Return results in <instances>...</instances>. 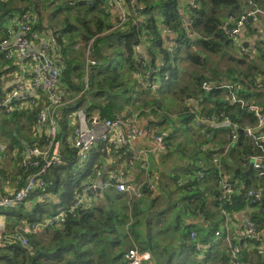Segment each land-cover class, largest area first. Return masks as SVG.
<instances>
[{"label": "trees", "instance_id": "trees-1", "mask_svg": "<svg viewBox=\"0 0 264 264\" xmlns=\"http://www.w3.org/2000/svg\"><path fill=\"white\" fill-rule=\"evenodd\" d=\"M247 1L196 0L193 8L183 6L182 0H125L130 20L115 27L110 21L112 14L106 11V0H0V45L9 38L5 24L30 12L32 33L53 32L51 43L58 47L55 53L61 65V88L65 98L72 100L62 115L64 162L48 173L54 182L48 189L51 197L34 201L37 191L26 201L34 203L31 210L25 207L26 202L6 209L4 231L19 221L34 222L55 214L58 207L71 205L83 181L100 179L102 171L112 165L105 162L107 158L125 156L122 148L98 144L85 164L87 178L74 179L79 166L75 149L65 140L74 129L71 119L76 109L82 108L88 116L116 118L123 112L128 115L134 107L139 116L159 128L167 145L163 171L153 169L157 177L153 191L142 185L143 194L137 197L113 187L105 189L89 206L69 214L62 226L28 235L29 246L17 243L1 247L0 264H126L132 247L150 252L149 262L154 264H229L225 224L239 212H247L264 240V197L253 201L248 196L251 188L264 192V173L252 170L244 175L258 147L245 133L233 140L227 128L211 129L210 137H202L192 122L188 103L194 98L207 115H227L242 127L253 123L241 104L227 102V91L214 87L206 92L202 88L203 81L239 82L244 85L240 93L247 94L245 99L264 102V90L253 89L249 81L251 73L264 72V43L257 42L259 54L250 58L240 53L221 29L223 18L227 14L240 16ZM251 1L264 9V0ZM190 19L193 22L188 24ZM169 33L173 36L167 40ZM92 39L90 56L97 64L90 66L89 88L83 92L85 52ZM140 46L146 48V54L139 51ZM213 54L228 58L224 71L210 67ZM13 59L0 52V78L15 67ZM156 79L160 88L153 92L150 84ZM12 87L5 91L0 87V146L4 147H0V183L17 189L27 178L22 166L27 148L46 143V130L38 127L37 119L47 96L39 89L37 104L22 105L15 100L12 105L16 109L6 113L1 103ZM180 136L185 138L179 140ZM230 143L220 160V171L214 155ZM206 144L214 145L204 150ZM223 173L236 182L232 202L221 197ZM242 184L245 188L240 192ZM197 215L202 217L200 223ZM244 230L245 225L231 231L242 234ZM192 231L195 238H191ZM242 239L244 261L264 264L262 241ZM197 242L207 247L204 260L197 258ZM250 245L256 247L250 249Z\"/></svg>", "mask_w": 264, "mask_h": 264}, {"label": "built area", "instance_id": "built-area-1", "mask_svg": "<svg viewBox=\"0 0 264 264\" xmlns=\"http://www.w3.org/2000/svg\"><path fill=\"white\" fill-rule=\"evenodd\" d=\"M107 12L117 9L118 16L115 18V27L124 25L130 20V13L125 0H106ZM134 4V1H132ZM248 6L243 9L240 16L227 14L222 20L221 29L238 48L240 53L250 57L257 58L259 51L257 42L264 43V9L254 6L251 0L247 1ZM189 6L196 8V0H190ZM193 22L189 20L188 24ZM13 25L8 28L9 38L14 36L15 40L12 45H8L9 38L2 42V46L6 45L7 50L5 56L7 58H24L32 63L33 75L32 79L27 83L24 81L17 82L12 89L7 93L1 105L6 113L13 112L16 107L12 105L15 100L22 101V105L37 104L40 99L39 89L45 92L47 102L39 111L37 125L39 128H45L47 139L42 146H34L27 148L23 156L22 166L27 173V178L23 185L17 189H13L6 193L1 190L0 186V248L10 244L21 243L29 246V237L31 234H38L48 228H58L62 226L66 217L69 214H74L79 207L89 206L92 200L96 198L98 188L102 190L115 188L118 192H126L134 196H141L144 185L150 191L154 190L153 181L157 178L153 173L152 162L149 159L150 153H161L167 150L165 135L158 132L154 128H144L141 124L143 119L139 114L133 112L127 115L126 112L118 114L116 118H102L98 114L88 116L82 109L78 108L72 113L71 122L74 129L66 137V143L75 149L77 165H85L89 159L90 152L98 144L112 145L115 149L122 148L124 150V163L130 166L140 164V170L145 176V180L141 184L138 181H131L125 175L120 167L107 171L105 179L90 178L83 181L81 188L75 193L74 201L66 207H58L55 214L45 216L34 222L19 221L10 231H4L6 213L9 208L16 209L25 203L34 192H39V201H45L51 197L48 189L54 184L53 180L48 178V173L53 166L62 164L63 160V134L62 115L63 110L72 100L65 98L64 91L61 88L60 73L61 65L56 53L58 47L53 42V39L44 42L39 48L34 47V33H32L33 21L30 12H25L12 19ZM250 29L254 30L249 32ZM173 34L167 35L170 39ZM86 50V70L87 75L84 79V91L89 88L88 71L90 66L97 64V61L90 55L92 52L91 44ZM248 43L247 46L244 43ZM56 52V53H55ZM158 70H154L157 72ZM137 77H140L138 71L135 72ZM249 77L252 82L253 89L264 90V72H253ZM214 87L227 91V102L232 104H241L253 118V123H247V126L242 127L237 122H234L229 116L224 114H208L204 112L201 102L197 103L194 98L189 99V110L192 114V122L195 128L200 131V134L208 138L210 137L211 129H230L233 140H237L240 128L243 133L249 137L259 152L250 156V161H253V170L264 173V102L257 100H247L240 90L244 88L239 82H217L203 81L202 88L209 92ZM153 92H157L160 88L159 79L154 80L150 84ZM245 90V89H244ZM254 98H257L253 96ZM210 106V104H209ZM61 136V137H60ZM150 136L154 142L153 148L142 147L134 151L133 140L136 137L146 138ZM233 142V141H232ZM214 144H206L204 150L212 149ZM230 144L224 145L214 155L217 166L221 169V158L226 155L230 148ZM128 153V154H127ZM203 176V173L200 174ZM221 197L232 202L233 194L235 193L236 182L229 176L221 174L220 181ZM248 196L253 201H261L264 197V192L261 189L251 188L248 191ZM55 202V199H54ZM230 221L225 224L226 236L225 242L230 248L229 264H247L243 259V248L241 241L243 237L253 238L257 242H263V239L257 233L255 223L249 217L245 220V230L242 234L228 230ZM196 237V232H191V238ZM244 242V240H243ZM197 250V258L205 259V244L197 242L195 245ZM152 259V254L148 251H140L138 247H132L127 252L126 264H144L149 263Z\"/></svg>", "mask_w": 264, "mask_h": 264}, {"label": "crops", "instance_id": "crops-1", "mask_svg": "<svg viewBox=\"0 0 264 264\" xmlns=\"http://www.w3.org/2000/svg\"><path fill=\"white\" fill-rule=\"evenodd\" d=\"M190 0H182V5L183 6H188ZM110 13L112 14V16H110V21H115L114 19L118 16L119 11L117 9L114 10H110ZM262 23H264V20H262ZM8 28L10 26L13 25L12 21L10 20L8 23L5 24ZM249 32L254 33V30L250 29ZM53 38V32L51 29L46 30V31H41L40 33H34V47L35 48H39L41 44H43L44 42H48L51 41ZM15 40V37L12 36L9 38V42L8 45H12L13 42ZM167 40H169L167 38ZM141 48L139 49V51L144 52V54H146V48L144 46H140ZM7 47L6 45L2 46L0 48V52L1 53H6ZM14 63H15V67L12 68L7 74H3L0 78V87L4 89V91L7 88H11L12 86H14L17 82L19 81H24V82H29L32 79V75H33V69H32V63H30L28 60L24 59V58H18L15 57ZM141 124L143 125L144 128H154L156 129L154 126H151V121L150 119L147 118H143L141 121ZM133 144H134V151L139 150L142 147L145 148H153L154 142L151 140V137L148 136L146 138L143 137H136L133 140ZM2 149L4 148L3 146H0ZM173 150V149H172ZM169 148V151H172ZM167 151V150H166ZM161 152V153H150L149 154V159L152 162V166L154 167V170H162V160L164 157V153L166 152ZM123 155H120V159H116L113 160V157L107 158L105 160V162L107 163H112V165L110 164V168L107 170L102 171V174L100 176V180L105 179L107 176V171H111L114 169H117L118 167H120V170H123L125 175L128 177L129 180L131 181H138L140 182V180H145V176L142 173V171L140 170V164L138 163L136 166H130L127 165L123 162ZM170 159H172V157H170ZM124 165V166H123ZM2 185V186H1ZM1 190L3 192H10V189L13 190V188H11L8 184H1ZM55 202H58L57 199H55ZM34 203H30V202H26L25 203V207L28 210H31V207ZM198 216V221L199 223L201 222V218L200 215ZM247 218V212H239L238 214L234 215V220L230 221V224L228 226V230H232V227H237V228H241L243 225H245V220ZM226 229H227V225H226ZM223 232H224V228H222ZM220 236L217 237V239ZM256 246L255 245H250V249H254ZM262 250H264V240L262 242ZM250 259H252V256H250Z\"/></svg>", "mask_w": 264, "mask_h": 264}, {"label": "rangeland", "instance_id": "rangeland-1", "mask_svg": "<svg viewBox=\"0 0 264 264\" xmlns=\"http://www.w3.org/2000/svg\"><path fill=\"white\" fill-rule=\"evenodd\" d=\"M234 45V44H233ZM233 49L237 50L235 47H233ZM87 50V49H86ZM86 54V52H85ZM228 58L225 56V54H220V55H211V61L209 62V65L210 67L214 68V69H217L219 71H224V69L228 66ZM233 64V63H232ZM187 74H185L186 76ZM186 78H188V76H186ZM131 112L129 113V115H131L133 112H137L134 107H131L129 109ZM128 110V111H129ZM157 130H159V128H157ZM201 135V134H200ZM202 137H205L204 133H202L201 135ZM224 136V135H223ZM185 137L184 136H180V139L179 140H183ZM124 162V160H123ZM124 166V165H123ZM106 167V166H105ZM111 166H108V169L110 168ZM153 167V166H152ZM154 169V167H153ZM88 169H87V166L86 165H82V166H79L75 169V178L74 179H78V178H81V180H85L88 176ZM101 173V172H100ZM39 197L40 196H36L34 198V201H39ZM98 204H100V202H98Z\"/></svg>", "mask_w": 264, "mask_h": 264}, {"label": "water", "instance_id": "water-1", "mask_svg": "<svg viewBox=\"0 0 264 264\" xmlns=\"http://www.w3.org/2000/svg\"><path fill=\"white\" fill-rule=\"evenodd\" d=\"M244 45L245 46H247L248 45V43H244ZM2 46L0 45V48H1ZM243 129L242 128H240V133H243ZM253 170V161L251 160L250 161V165H249V168H248V170L244 173V175H247L248 173H250L251 171ZM244 188H245V184H242V187H241V189H240V192H243L244 191ZM98 193L99 194H101L102 192H103V190H102V187H99L98 188ZM241 243L243 244V240L241 241ZM147 264H154L153 262H149V263H147Z\"/></svg>", "mask_w": 264, "mask_h": 264}]
</instances>
